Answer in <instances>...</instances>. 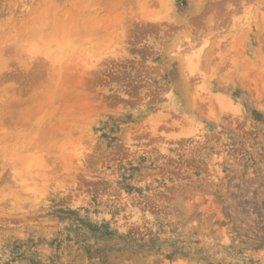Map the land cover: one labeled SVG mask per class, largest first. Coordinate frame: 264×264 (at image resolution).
<instances>
[{
  "label": "rangeland",
  "instance_id": "1",
  "mask_svg": "<svg viewBox=\"0 0 264 264\" xmlns=\"http://www.w3.org/2000/svg\"><path fill=\"white\" fill-rule=\"evenodd\" d=\"M0 264H264V0H0Z\"/></svg>",
  "mask_w": 264,
  "mask_h": 264
}]
</instances>
